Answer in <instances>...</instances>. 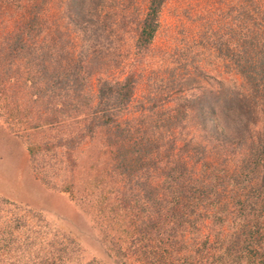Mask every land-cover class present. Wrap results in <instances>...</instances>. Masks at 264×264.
<instances>
[{
    "label": "rangeland",
    "instance_id": "1",
    "mask_svg": "<svg viewBox=\"0 0 264 264\" xmlns=\"http://www.w3.org/2000/svg\"><path fill=\"white\" fill-rule=\"evenodd\" d=\"M148 2L108 0L107 8L120 38L103 65L99 64L101 68L88 77V90L92 95L97 93L99 77L115 80L133 73L135 95L122 120L128 121L123 126L131 129L132 143L151 144L148 150L155 153L160 148L159 157L165 162L180 155L189 159L191 166L200 159L197 149L203 145L209 160L218 163L221 158L217 160L209 136L198 128L191 110H183L181 105L198 97L209 100L214 92L248 93L229 54L241 56L244 49L256 53L264 45V0H167L155 40L141 54L135 50V40ZM66 3L0 0V49H9L24 33L28 44L50 50L53 59L71 55L77 60L83 37L68 23ZM32 21L36 23L31 27ZM25 27L33 29L26 31ZM22 62L16 60L17 64ZM30 93L20 89L14 105L28 99L32 103ZM185 112L189 115L182 114ZM41 115L43 118L30 117L42 125L47 114L42 111ZM259 117L257 129L264 125V114L260 112ZM18 121L7 113L0 114V264H183L171 260L158 243L136 244L125 227L111 218L110 209L103 208V194L97 185V164L101 162L96 160L105 136L76 142L68 156L64 148H48H54L59 138L77 132L80 127L75 123L34 130ZM168 140L176 142L172 152ZM32 145L44 150L32 154ZM167 152L173 157L166 156ZM148 153L137 165H141L139 173L133 168L131 180L118 187L132 201L144 198L143 185L154 173L146 168L152 161ZM229 154V167L234 168L241 154ZM196 165V176L207 169L202 161ZM160 181L155 177L153 182ZM71 182L75 198L62 191ZM210 223L201 224V234L211 233L213 241ZM152 247L154 253L149 252Z\"/></svg>",
    "mask_w": 264,
    "mask_h": 264
},
{
    "label": "trees",
    "instance_id": "2",
    "mask_svg": "<svg viewBox=\"0 0 264 264\" xmlns=\"http://www.w3.org/2000/svg\"><path fill=\"white\" fill-rule=\"evenodd\" d=\"M166 1L149 0L137 29V53L150 49L160 29ZM108 5V0H67V21L83 37L77 60L71 55L53 59L50 50L28 44L24 33L15 38L9 49H0V114L7 113L34 130L58 128L67 121L75 123L80 127L77 132L59 138L54 148H48L53 151L64 148L65 155L78 141L105 136L107 140L96 160L101 162L97 164L101 202L136 244L158 243L165 247L171 260L183 264H264V125L256 128L260 112L264 114V45L256 53L244 49L241 56L229 54L234 69L245 81L247 94L214 92L209 100L198 97L181 105V109L191 110L198 128L209 136L216 158L221 161L209 160L206 147L200 145L196 156L201 157L192 166L189 159L180 155L165 162L159 157L160 148L155 153L148 150L151 144H133L131 129L123 126L127 120H122L135 95L133 73L115 80L99 77L97 93L92 95L88 90V77L101 68L120 38ZM35 23L32 21L31 27ZM31 27H25L26 31H31ZM16 60H23V64H17ZM22 88L31 92L33 102L28 99L14 105ZM42 111L47 115L40 125V121L36 123L30 116L43 118ZM167 142L172 152L176 142ZM43 150L39 145L30 146L32 154ZM146 151L147 158L150 156L152 160L146 168L154 173L143 185L144 198H135L133 203L118 187L131 180L133 168L139 173L141 165H137ZM170 152L165 155L169 157ZM229 152L242 157L234 168L228 164ZM199 161L207 169L196 176ZM154 176L161 181L154 184ZM109 180H113V185L107 188L112 184ZM62 191L75 198L74 183H68ZM208 220L213 228V241L211 233L201 234V224Z\"/></svg>",
    "mask_w": 264,
    "mask_h": 264
}]
</instances>
